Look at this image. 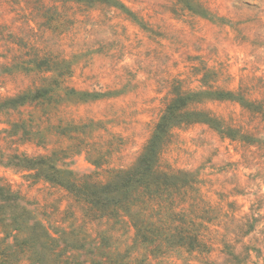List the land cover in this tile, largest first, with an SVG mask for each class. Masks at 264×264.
Instances as JSON below:
<instances>
[{"label": "rangeland", "instance_id": "1", "mask_svg": "<svg viewBox=\"0 0 264 264\" xmlns=\"http://www.w3.org/2000/svg\"><path fill=\"white\" fill-rule=\"evenodd\" d=\"M178 94H196L189 108L228 132L176 127L158 163L193 178L176 211L208 249L154 258L139 247L127 262L232 264L231 252L263 264L264 0H0V185L11 191L0 201V250L16 256L37 220L92 238L107 231L109 258L124 252L131 226L91 220L43 179L50 171L33 178V160L104 183L136 163Z\"/></svg>", "mask_w": 264, "mask_h": 264}, {"label": "trees", "instance_id": "2", "mask_svg": "<svg viewBox=\"0 0 264 264\" xmlns=\"http://www.w3.org/2000/svg\"><path fill=\"white\" fill-rule=\"evenodd\" d=\"M223 93L227 99L236 100L233 93ZM194 96H175L155 125L153 134L136 163L127 170L114 171L104 183L91 180V176L82 178L77 177L73 171L60 170L51 161L52 158L33 160V178H39L42 168L50 171L43 179L63 187L82 204L91 220L105 218L114 221L115 225L122 223L131 226L133 238L124 252H115L113 261L109 258L106 249H109L111 236L107 231L96 233V237L92 238L87 232H82L80 227L51 229L34 220L29 236L18 245V258L17 255L9 256L2 249L0 264H19L23 259L28 264H84L79 261L82 254L84 257H91L89 264H130L127 258L131 250L139 247L147 256L154 258L163 249H182L187 253L207 251L205 242L195 228L197 224L193 220L185 222L183 209L176 211V196L183 197L186 194L183 190L188 183H193V178L188 172L181 170L162 171L158 165L165 143L176 127L203 123L228 135V132L222 131L219 121L209 113L189 108L194 102ZM92 163L99 167L96 161ZM10 192L8 187L0 185V201L8 198ZM224 248L230 247L225 245ZM146 255L143 260H146V264H151ZM227 255L232 264H244L238 255L231 252ZM94 256L99 259L95 260Z\"/></svg>", "mask_w": 264, "mask_h": 264}]
</instances>
